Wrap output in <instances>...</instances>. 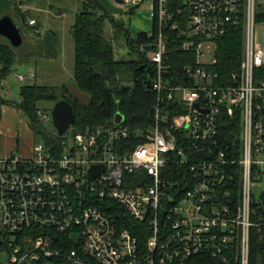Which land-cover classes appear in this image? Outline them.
I'll return each mask as SVG.
<instances>
[{
    "label": "built area",
    "instance_id": "built-area-1",
    "mask_svg": "<svg viewBox=\"0 0 264 264\" xmlns=\"http://www.w3.org/2000/svg\"><path fill=\"white\" fill-rule=\"evenodd\" d=\"M153 3L156 123L143 144L129 147L123 120L23 155L3 151L0 129V264H264V0H189L178 39L194 59L180 80L163 31L168 0ZM232 28L244 32V54L224 77L216 40ZM6 78L0 66V90ZM174 104L182 111L169 122ZM237 115L240 144L220 142L223 117ZM94 166L104 170L91 180ZM132 222L150 234L143 246Z\"/></svg>",
    "mask_w": 264,
    "mask_h": 264
},
{
    "label": "trees",
    "instance_id": "trees-1",
    "mask_svg": "<svg viewBox=\"0 0 264 264\" xmlns=\"http://www.w3.org/2000/svg\"><path fill=\"white\" fill-rule=\"evenodd\" d=\"M188 6L189 0H168L172 18L165 21L163 26L171 55L169 64L173 73L178 75V80L184 79L182 70L188 57L191 59V64L194 59V54H187L181 50L182 41L178 39V33L186 26L188 12L184 10ZM6 15L12 17L19 26L24 42L20 48H15L6 38L0 36V66L4 77L10 74L17 62L28 59L32 55L56 58L59 43L56 32L49 30L42 34L38 27L30 25L28 13L17 6V0H0V18ZM107 22L113 28L111 38L105 35ZM258 22L264 23V6L258 14ZM174 24H178L179 29H173ZM158 32L159 24L155 17L152 34L142 32L133 37L130 29L117 19V15L111 13L98 0H84L83 9L77 15L72 27L74 39L72 84L86 94L89 100L87 103H81L77 97L68 93L69 86L59 89L33 84L21 88V101L16 108L26 115L32 132L41 135L43 141L50 147L59 145L62 137L44 129V120L39 114V104L47 101L58 102L62 99L70 102L76 112L75 124L69 131L78 133L87 129L114 125L115 117L120 113L124 117L123 125L130 131L129 147L134 148L143 144L146 141L145 132L156 123L154 107L157 104V93L153 90L152 84L157 68L150 60V55L156 51ZM24 34L31 38L32 35L38 37L36 44L26 43L27 35ZM216 41L217 64L214 70L224 77L239 71L244 54L242 28H232L228 35ZM113 42H123L131 58L128 60L117 58ZM25 47V52H20ZM127 75L131 76L130 80H127ZM126 87L130 88L126 89ZM0 104L11 105L2 98H0ZM175 105L168 107L171 113L170 116L168 115L169 122L174 115L182 111L181 107L177 110ZM220 131L222 135L220 142L230 145L236 141L240 144V116L237 115L235 119L224 116ZM188 143L192 145V141ZM132 223L134 226L132 225L130 230L138 236L139 243L143 246L150 234L143 233V225Z\"/></svg>",
    "mask_w": 264,
    "mask_h": 264
},
{
    "label": "rangeland",
    "instance_id": "rangeland-1",
    "mask_svg": "<svg viewBox=\"0 0 264 264\" xmlns=\"http://www.w3.org/2000/svg\"><path fill=\"white\" fill-rule=\"evenodd\" d=\"M84 0H17V6L22 11L28 13L29 24L38 27L42 34L52 30L58 34V53L56 58H46L32 55L28 59L17 62L11 69L10 74L6 78L3 88L0 90V97L8 101L11 105H4V111L7 112L0 122V129L4 138L6 147L9 144L18 147H26L27 150L17 151L20 154L33 149L35 145L43 142L41 135L32 132L26 115L16 105L21 101V88L26 85H43L55 88L68 87V93L81 103H87L89 97L79 91L73 82L74 75V39L72 35V27L75 24L76 17L83 9ZM153 0L140 1L139 4H133L126 1L123 5L124 13L117 15V19L121 20L127 28L130 29L132 36L136 37L139 33L145 32L152 34L153 17H152ZM133 11V12H132ZM34 22V24H31ZM37 25V26H36ZM113 28L110 23H106L105 35L111 38ZM264 25L257 30V39L263 38ZM27 35V34H24ZM38 37L32 35L25 37L26 43L36 44ZM7 41V40H5ZM116 57L130 59L129 50L123 42L114 43ZM26 47L20 52H25ZM212 57V55H210ZM33 71L36 74L34 80H27L22 83L18 80V74H26ZM127 80L130 78L127 75ZM129 79V80H130ZM130 83V82H129ZM39 113H45L49 117V121H43L44 129L52 134H57L52 122V111L56 102L47 101L39 104ZM3 143V141H2ZM15 152V151H14Z\"/></svg>",
    "mask_w": 264,
    "mask_h": 264
},
{
    "label": "water",
    "instance_id": "water-1",
    "mask_svg": "<svg viewBox=\"0 0 264 264\" xmlns=\"http://www.w3.org/2000/svg\"><path fill=\"white\" fill-rule=\"evenodd\" d=\"M106 9L114 15H121L124 13L123 5L125 0H98ZM0 36L6 38L13 47L20 48L23 45L24 39L19 26L14 22L12 17L6 15L0 18ZM130 87H126L128 89ZM124 120L120 113L115 117V123L120 124ZM76 112L73 105L65 99L56 102L52 111V122L56 129L58 136L66 134L75 124ZM102 166H94L91 169L90 179L94 180L103 172ZM147 177L146 170H143L133 184V188H137L142 184Z\"/></svg>",
    "mask_w": 264,
    "mask_h": 264
},
{
    "label": "crops",
    "instance_id": "crops-1",
    "mask_svg": "<svg viewBox=\"0 0 264 264\" xmlns=\"http://www.w3.org/2000/svg\"><path fill=\"white\" fill-rule=\"evenodd\" d=\"M154 4V3H153ZM153 4H152V9H153ZM7 112H5L4 111V108H3V115H2V119H3V117H4V115L6 114ZM3 133V132H2ZM3 135V134H2ZM5 138V137H4ZM4 138H3V136H2V141H3V143H2V146H3V151L5 152V153H10V152H17V151H20V150H22V151H24V150H27L26 149V147L24 146L23 148H21V147H18L17 145H12V144H9L7 147H6V145L4 144ZM32 152H33V149L31 148V150H28V151H26V152H24V154L23 155H30V154H32Z\"/></svg>",
    "mask_w": 264,
    "mask_h": 264
}]
</instances>
